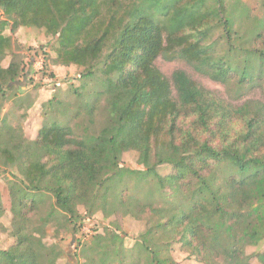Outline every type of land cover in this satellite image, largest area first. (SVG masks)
Returning <instances> with one entry per match:
<instances>
[{"label":"trees","instance_id":"obj_1","mask_svg":"<svg viewBox=\"0 0 264 264\" xmlns=\"http://www.w3.org/2000/svg\"><path fill=\"white\" fill-rule=\"evenodd\" d=\"M262 5L257 15L246 0H0L1 100L23 71L8 28L44 29L58 63L84 67L71 99L43 103L35 139L1 121L0 159L18 173L9 209L0 195L13 238L0 264H57L49 223L76 232L96 212L146 225L131 246L116 228L96 235L72 264H181L176 245L203 264H251L243 248L264 240V102L227 101L156 60H183L238 99L264 79ZM128 150L144 169L122 165Z\"/></svg>","mask_w":264,"mask_h":264},{"label":"rangeland","instance_id":"obj_2","mask_svg":"<svg viewBox=\"0 0 264 264\" xmlns=\"http://www.w3.org/2000/svg\"><path fill=\"white\" fill-rule=\"evenodd\" d=\"M246 1L253 8L254 13L257 15L263 14V0ZM3 16L0 11V19ZM5 34L10 35L13 39V53L21 62L23 71L15 82L16 87L8 90L7 99H0V124L2 119L7 117L9 124L22 129L25 139H35L45 118L42 108L43 103L55 94L71 99L73 96L69 89L71 86L81 84V74L84 67L58 63L56 53L51 49L50 43L53 38L44 29L23 26L14 32H11L8 28L5 30ZM11 57L12 54L6 58L5 65L8 64ZM156 65L167 76H170L176 69H185L199 84L211 89L216 96L235 104H239L248 98L260 99L264 102V79L248 85L242 95L235 99L230 95L225 84L198 73L183 60H169L160 56L156 60ZM98 119V123H100L102 121L101 117ZM236 127H241L240 121H238ZM12 134L14 136L16 130H13ZM121 161L123 166L144 169L139 160V153L135 150L125 151ZM158 169L162 174H168L171 171V166L164 164ZM12 172L18 173L14 166L5 165L0 159V195L8 209L10 207L8 180L11 178ZM81 212L85 213V209L82 208ZM61 220L62 218L59 221L49 223L45 237L46 242L56 243L64 251L57 264L76 262L84 244L91 241L96 235H103L108 229H118L123 234L126 245L131 246L146 225L145 219H136L126 215L104 216L102 212H96L90 217L86 216L80 229L72 232L69 226ZM11 232V213L7 211L4 216L0 217V248H10L13 245ZM263 250L264 240L250 243L243 248L242 257L246 259L250 256L251 264H263L256 255ZM173 255L181 264H203L196 261L194 256L182 251L179 245L173 248Z\"/></svg>","mask_w":264,"mask_h":264}]
</instances>
